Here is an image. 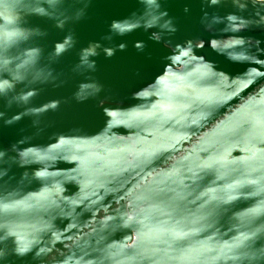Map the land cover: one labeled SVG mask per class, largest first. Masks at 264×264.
<instances>
[{
	"label": "water",
	"instance_id": "1",
	"mask_svg": "<svg viewBox=\"0 0 264 264\" xmlns=\"http://www.w3.org/2000/svg\"><path fill=\"white\" fill-rule=\"evenodd\" d=\"M0 264H264V0H0Z\"/></svg>",
	"mask_w": 264,
	"mask_h": 264
}]
</instances>
